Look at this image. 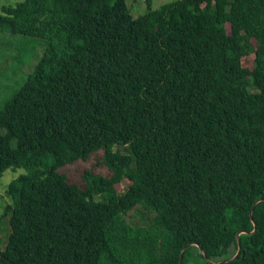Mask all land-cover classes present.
Returning a JSON list of instances; mask_svg holds the SVG:
<instances>
[{"label": "trees", "instance_id": "16d2710c", "mask_svg": "<svg viewBox=\"0 0 264 264\" xmlns=\"http://www.w3.org/2000/svg\"><path fill=\"white\" fill-rule=\"evenodd\" d=\"M144 4L1 7L4 47L43 52L0 109V264H212L241 231L221 264H264V0Z\"/></svg>", "mask_w": 264, "mask_h": 264}, {"label": "rangeland", "instance_id": "374dc122", "mask_svg": "<svg viewBox=\"0 0 264 264\" xmlns=\"http://www.w3.org/2000/svg\"><path fill=\"white\" fill-rule=\"evenodd\" d=\"M18 0H0V9L2 6L14 5ZM169 0H152V8L156 9L164 2ZM127 6L129 7L130 13L133 18L141 16L145 11L144 0H125ZM10 37L7 34L0 33V109L3 104L10 100L12 95L20 88L27 74L32 71L34 65L40 59L43 49L41 45H36L35 49H13L12 44L8 48L4 47L6 41ZM37 41V40H36ZM15 42V41H14ZM17 43V41H16ZM31 48V46H29ZM9 58V61L5 60ZM17 58L16 60H14ZM253 56L247 57L248 61L252 60ZM96 157L92 156L89 161L82 162L77 161L71 165H67L58 170L59 173H65L70 179L77 182H81V171L85 169L91 170L96 173H101L103 175L107 174V170L104 167L94 165L96 164ZM46 163H49V159H45ZM19 173H24V170L19 169L16 172L11 170L5 171L0 182V216L3 214L4 206L10 203L8 197L4 195L5 186ZM117 190H122V185L116 187ZM133 221H136L135 219ZM8 233V227L5 220H1L0 223V250L2 249V243L6 238ZM234 253H236L234 251ZM235 255V254H234Z\"/></svg>", "mask_w": 264, "mask_h": 264}, {"label": "water", "instance_id": "95a60500", "mask_svg": "<svg viewBox=\"0 0 264 264\" xmlns=\"http://www.w3.org/2000/svg\"><path fill=\"white\" fill-rule=\"evenodd\" d=\"M262 201H264V199H259V200L255 201V203L253 204V206H252V208H251V210H250V212H249V217H250V219H251V221H252V224H253V230H252V232H250L249 234H252V233H254V232L256 231V224H255V222L253 221V218H252V211H253V209L255 208V206H256L259 202H262ZM241 234H247V232L241 231V232H238V233L236 234L237 250H236L235 255H234L232 258H230V259H226V260H223V261H219V262H210V261L207 259V257L205 256V253L203 252L202 248L199 247L197 244H195V246L198 247V249L200 250V252L202 253L203 257L206 259L207 262H210V263H212V264H221V263H225V262H228V261H231V260L235 259V258L239 255L240 250H241L239 236H240ZM188 246H189V245H188ZM188 246H187V247H188ZM185 248H186V247H185ZM185 248H184V249H185ZM184 249H183V250H184ZM182 252H183V251H181V253H180L179 264H182Z\"/></svg>", "mask_w": 264, "mask_h": 264}]
</instances>
